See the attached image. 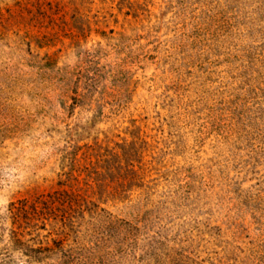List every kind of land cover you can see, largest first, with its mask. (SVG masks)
<instances>
[{
    "label": "rangeland",
    "instance_id": "374dc122",
    "mask_svg": "<svg viewBox=\"0 0 264 264\" xmlns=\"http://www.w3.org/2000/svg\"><path fill=\"white\" fill-rule=\"evenodd\" d=\"M20 225L34 264H264V0H0V249Z\"/></svg>",
    "mask_w": 264,
    "mask_h": 264
},
{
    "label": "trees",
    "instance_id": "16d2710c",
    "mask_svg": "<svg viewBox=\"0 0 264 264\" xmlns=\"http://www.w3.org/2000/svg\"><path fill=\"white\" fill-rule=\"evenodd\" d=\"M65 197L63 203H69L71 206L75 202V195L70 194L67 191L59 193L58 196H52L53 201H39L33 204H29V201L22 200L18 203H13L12 208L10 209L11 213L14 215L15 219L18 221L24 217L28 220V226L31 225V221L38 220L39 216H42L44 212L48 210V213L53 212V207L51 204L60 202ZM42 203L46 206H43L39 209V204ZM46 209V211H45ZM21 225L18 229H12L9 235V239L5 242L3 247L0 249V264H34V260H42L47 255L53 252V248L49 246H44L43 241L37 242L38 236H33L34 229L29 233L21 230ZM33 228L35 227L32 226ZM27 235H30L29 240L25 239ZM3 238V235L0 236V239ZM5 238V237H4ZM19 253L21 256H25L28 259L25 261H18L15 259V254Z\"/></svg>",
    "mask_w": 264,
    "mask_h": 264
}]
</instances>
